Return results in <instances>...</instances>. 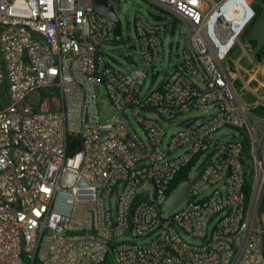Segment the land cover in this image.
I'll return each mask as SVG.
<instances>
[{
  "label": "built area",
  "instance_id": "obj_1",
  "mask_svg": "<svg viewBox=\"0 0 264 264\" xmlns=\"http://www.w3.org/2000/svg\"><path fill=\"white\" fill-rule=\"evenodd\" d=\"M147 1L160 18L134 14L137 61L122 70L101 49L122 41L120 20L93 0H0V264H264V114L253 112L264 56L243 38L252 0ZM179 24L189 46L162 76ZM191 109L207 115L167 133ZM224 126L238 132L215 136ZM186 181L190 197L167 210Z\"/></svg>",
  "mask_w": 264,
  "mask_h": 264
},
{
  "label": "rangeland",
  "instance_id": "obj_2",
  "mask_svg": "<svg viewBox=\"0 0 264 264\" xmlns=\"http://www.w3.org/2000/svg\"><path fill=\"white\" fill-rule=\"evenodd\" d=\"M253 8L259 10V16L253 21L249 26L247 33L244 37L245 40L256 42L257 46L264 45V0H252ZM116 14L120 20V33L122 36V41L116 45L107 44L104 45L101 49L106 56H109L113 60V65L119 69H124L127 66V60L133 58L137 61L136 53L132 48L129 47L130 44L135 41V32L133 26V17L137 11H141L146 15L152 16L156 13L157 9L155 5L151 4L147 0H119V3L115 5ZM184 27L179 24L174 32V34H167L163 40L164 44V59L162 63L156 65L155 69L159 72L160 75L167 73L174 61H177L174 54L179 53L183 46H189V44L184 43L185 39ZM171 46V53L169 52ZM254 56V50L251 49L249 52ZM240 54V50L236 51L232 58L236 59ZM255 57V56H254ZM242 64L246 67H251L256 64V60H253L252 63H249L246 58L242 61ZM150 84V78L146 79L144 88L148 87ZM97 93L98 108L100 112L101 119L105 121L113 113V109L108 103L105 88L101 82L96 83L95 85ZM260 96L263 94L262 89H259L257 92ZM207 112H202L198 109H191L183 114H181L176 121L166 126L167 133H171L180 129V121L185 118H196L197 122L201 121L206 117ZM238 130L233 127L224 126L221 127L216 133L215 136H220L222 134H235ZM189 242H195L194 239L185 237ZM139 243L143 240H138ZM103 264H111V259L108 257Z\"/></svg>",
  "mask_w": 264,
  "mask_h": 264
},
{
  "label": "water",
  "instance_id": "obj_3",
  "mask_svg": "<svg viewBox=\"0 0 264 264\" xmlns=\"http://www.w3.org/2000/svg\"><path fill=\"white\" fill-rule=\"evenodd\" d=\"M118 3L119 0H93V7L97 13L106 16L115 23H118L119 18L115 11V5H117ZM188 124L189 122L186 123V125ZM75 146H76V141L72 140L70 142L69 151H72L75 148ZM203 168L204 167H200L199 169L196 170L195 177L201 174ZM189 186H190V182L186 181L179 187L178 191L175 193L173 198L167 202L166 204L167 210H170L173 207H175L183 199L190 197Z\"/></svg>",
  "mask_w": 264,
  "mask_h": 264
},
{
  "label": "trees",
  "instance_id": "obj_4",
  "mask_svg": "<svg viewBox=\"0 0 264 264\" xmlns=\"http://www.w3.org/2000/svg\"><path fill=\"white\" fill-rule=\"evenodd\" d=\"M157 10H159L160 8H158L157 6H155ZM260 12L259 10H255V17L254 19L251 21V23L246 27L244 33H243V38L245 37L247 30L249 28V26L253 23V21L259 16ZM154 18H160L159 15L153 14L152 15ZM174 32V28L171 29V34ZM251 44L252 49L254 50V56L258 59L261 60V58L264 56V45L262 46H257L256 42L254 41H249ZM253 112L257 113V114H264V107L263 106H256L253 109ZM194 161H192L186 168L182 169L180 172H178V174L176 175L174 181H173V188L176 187L181 180H183L186 177L187 171L191 168V166L193 165ZM104 262L100 263L103 264ZM26 264H30V260H28L26 262ZM31 264H38V262L36 261V259L34 258L33 261L31 262Z\"/></svg>",
  "mask_w": 264,
  "mask_h": 264
},
{
  "label": "crops",
  "instance_id": "obj_5",
  "mask_svg": "<svg viewBox=\"0 0 264 264\" xmlns=\"http://www.w3.org/2000/svg\"><path fill=\"white\" fill-rule=\"evenodd\" d=\"M252 4H253V2H252Z\"/></svg>",
  "mask_w": 264,
  "mask_h": 264
}]
</instances>
